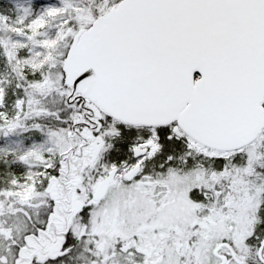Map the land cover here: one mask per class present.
Masks as SVG:
<instances>
[{
    "label": "snow or ice",
    "instance_id": "1",
    "mask_svg": "<svg viewBox=\"0 0 264 264\" xmlns=\"http://www.w3.org/2000/svg\"><path fill=\"white\" fill-rule=\"evenodd\" d=\"M0 264H264V0H0Z\"/></svg>",
    "mask_w": 264,
    "mask_h": 264
}]
</instances>
